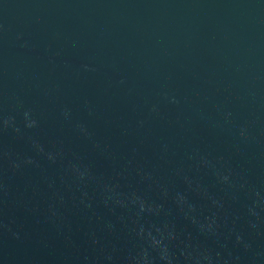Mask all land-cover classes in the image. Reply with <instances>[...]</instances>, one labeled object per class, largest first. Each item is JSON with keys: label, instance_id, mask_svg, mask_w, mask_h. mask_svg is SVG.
<instances>
[{"label": "water", "instance_id": "water-1", "mask_svg": "<svg viewBox=\"0 0 264 264\" xmlns=\"http://www.w3.org/2000/svg\"><path fill=\"white\" fill-rule=\"evenodd\" d=\"M0 264H264V0H0Z\"/></svg>", "mask_w": 264, "mask_h": 264}]
</instances>
